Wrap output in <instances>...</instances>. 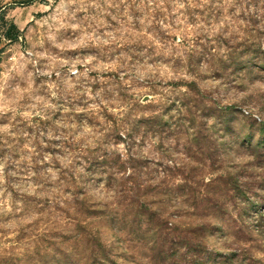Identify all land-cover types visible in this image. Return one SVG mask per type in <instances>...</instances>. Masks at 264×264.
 I'll return each instance as SVG.
<instances>
[{
  "label": "rangeland",
  "instance_id": "rangeland-1",
  "mask_svg": "<svg viewBox=\"0 0 264 264\" xmlns=\"http://www.w3.org/2000/svg\"><path fill=\"white\" fill-rule=\"evenodd\" d=\"M0 86V264H264V0H0Z\"/></svg>",
  "mask_w": 264,
  "mask_h": 264
},
{
  "label": "clouds",
  "instance_id": "clouds-1",
  "mask_svg": "<svg viewBox=\"0 0 264 264\" xmlns=\"http://www.w3.org/2000/svg\"><path fill=\"white\" fill-rule=\"evenodd\" d=\"M80 43H83L82 41ZM104 43H108V41H104ZM69 48H76L79 47V44L77 43H71L67 45ZM61 47H63V45H61ZM94 59V57L89 56L88 57V62H91V60ZM45 75H47V73H45ZM3 93V86H0V116H3L4 114H6L9 109L5 106V104L3 103L4 97L2 95ZM33 108H35V105H32ZM13 111H15V109H13ZM38 114V113H37ZM23 115L25 117H28L30 115H32L31 112H24ZM7 131V126H0V132H4ZM3 178V165H0V179Z\"/></svg>",
  "mask_w": 264,
  "mask_h": 264
},
{
  "label": "trees",
  "instance_id": "trees-1",
  "mask_svg": "<svg viewBox=\"0 0 264 264\" xmlns=\"http://www.w3.org/2000/svg\"><path fill=\"white\" fill-rule=\"evenodd\" d=\"M20 34V30L14 22H10L4 29L3 36L7 39H17Z\"/></svg>",
  "mask_w": 264,
  "mask_h": 264
}]
</instances>
